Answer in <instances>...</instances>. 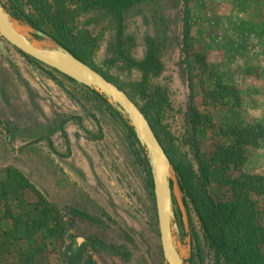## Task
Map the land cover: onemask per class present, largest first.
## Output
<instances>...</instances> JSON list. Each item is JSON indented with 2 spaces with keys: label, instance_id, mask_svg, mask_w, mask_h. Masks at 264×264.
<instances>
[{
  "label": "rangeland",
  "instance_id": "obj_1",
  "mask_svg": "<svg viewBox=\"0 0 264 264\" xmlns=\"http://www.w3.org/2000/svg\"><path fill=\"white\" fill-rule=\"evenodd\" d=\"M2 1L12 13L8 0ZM76 3L72 7L78 34L96 38L95 64L121 86L144 75L119 59L121 50L136 60L151 51L158 57L162 70L152 73L153 82L167 93L163 118L182 152L193 149L186 117L191 93L187 36L191 50L205 53L242 96L240 103L232 98L214 109L216 120L264 122V0H133L122 11L121 50L114 11ZM198 71L195 68L201 105L207 77ZM198 135L208 144L206 127ZM12 166L64 213L67 230L58 237L46 230L32 236L22 224L20 237L0 251V264H12L23 249L40 245L45 247L38 258L51 264H168L148 154L125 116L102 93L25 54L0 34V178ZM247 168L264 169V143ZM20 196L13 202L16 211L30 212L37 205L33 189ZM173 196L179 226L174 234L188 260L196 218L185 210L177 185ZM5 211L0 204V215ZM3 225L11 229L14 221L6 218ZM207 252L205 264H222Z\"/></svg>",
  "mask_w": 264,
  "mask_h": 264
},
{
  "label": "trees",
  "instance_id": "obj_2",
  "mask_svg": "<svg viewBox=\"0 0 264 264\" xmlns=\"http://www.w3.org/2000/svg\"><path fill=\"white\" fill-rule=\"evenodd\" d=\"M132 1L8 0V5L15 17L50 35L124 89L141 107L173 163L186 211L196 218L197 225L192 226V264H205L208 250L217 255L222 264H264V169L254 172L247 168L249 158L264 143V122L249 120L223 124L216 120L214 109L232 98L240 103L242 96L238 87L225 81L215 71L216 65L208 61L205 53L191 50L187 36L184 51L191 93L186 117L192 127L193 149L191 153L182 152L172 140L163 118L169 103L167 93L153 82V76L162 70L155 60L158 57L151 51L144 59L136 60L121 50L122 11ZM76 2H83L85 8L105 6L114 11L120 22L117 36L121 50L119 59L123 58L130 66L140 69L144 73L142 78L121 86L95 64L97 40L90 35L78 34L75 9L72 7ZM195 68L200 71L201 78L207 77L209 84L203 85L201 105L197 101L195 77L198 75ZM152 73L156 74L152 76ZM139 98L143 101L140 102ZM201 127L209 130L206 145L198 137ZM4 172L5 176L0 178V204L6 211L0 215V251L20 237L22 224H26L27 235L33 236L46 230L52 236H63L67 230L64 213L20 169L12 166ZM28 189L35 191L37 205L30 212L16 211L13 202H17L21 193ZM6 218L14 221L13 228H4ZM44 247L23 249L12 264H51L38 258Z\"/></svg>",
  "mask_w": 264,
  "mask_h": 264
},
{
  "label": "water",
  "instance_id": "obj_3",
  "mask_svg": "<svg viewBox=\"0 0 264 264\" xmlns=\"http://www.w3.org/2000/svg\"><path fill=\"white\" fill-rule=\"evenodd\" d=\"M18 21L20 20L0 0V34L4 39L25 54L102 93L125 116L148 154L166 261L168 264H191V258L186 260L179 251L178 238L174 234L175 231L179 232L173 196L175 185L178 186L174 166L145 113L126 91L50 35L28 23L21 24ZM16 24L26 26V33L20 32ZM35 41H41L46 45L38 47Z\"/></svg>",
  "mask_w": 264,
  "mask_h": 264
},
{
  "label": "bare ground",
  "instance_id": "obj_4",
  "mask_svg": "<svg viewBox=\"0 0 264 264\" xmlns=\"http://www.w3.org/2000/svg\"><path fill=\"white\" fill-rule=\"evenodd\" d=\"M16 28L20 31L23 32L24 34L27 31V27L21 24H16ZM36 46L41 47V45H46L45 43H42L41 41H35L34 42Z\"/></svg>",
  "mask_w": 264,
  "mask_h": 264
}]
</instances>
